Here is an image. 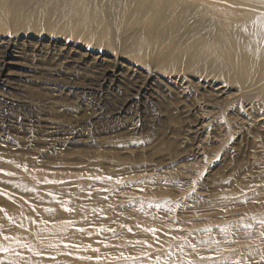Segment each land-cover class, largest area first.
<instances>
[{"label": "rangeland", "instance_id": "obj_1", "mask_svg": "<svg viewBox=\"0 0 264 264\" xmlns=\"http://www.w3.org/2000/svg\"><path fill=\"white\" fill-rule=\"evenodd\" d=\"M61 1L0 0V264H264V71L193 59L228 5Z\"/></svg>", "mask_w": 264, "mask_h": 264}, {"label": "bare ground", "instance_id": "obj_2", "mask_svg": "<svg viewBox=\"0 0 264 264\" xmlns=\"http://www.w3.org/2000/svg\"><path fill=\"white\" fill-rule=\"evenodd\" d=\"M53 1L54 6L58 8L62 6L61 0ZM75 1L82 6L83 4H86L80 2V0ZM97 1L98 0L94 3L95 5H91V9L89 7L84 8L89 9L90 13H93L95 7L96 9L98 8ZM118 1L119 0H106V4L104 5L105 7L107 6V9L109 6L112 8L119 7ZM217 1L225 2L229 7V9H227L228 15L220 20H217L214 26L216 32L213 37L209 38V42H211L213 49L217 51L219 55L212 53L210 55L209 51H207L206 45L208 44L206 43L199 46V51L198 53H195L193 59L201 66L206 64L209 59L212 63H216L221 60L226 61L229 64V67L222 70V73L233 74L229 78L231 82L243 87H253L256 84H260L264 71V0ZM163 6L166 8V13L170 14L173 18L174 29L179 28L182 25V22L190 20L194 15L193 8L186 5V1H182L181 3V1L178 0H164ZM147 10L148 9L145 4L143 11L146 12ZM154 13L156 12L154 11ZM153 16H155V14ZM204 20L205 21L196 23L193 26V30L201 31L205 29L208 26L207 15L204 17ZM164 35V38H166V33ZM194 38L196 39V36ZM175 43L176 42L173 44ZM242 77L243 79H246V81L240 80ZM259 88L261 89V86ZM258 98H264V91L260 92ZM47 201H49L48 198ZM18 207L19 213L12 210V212L7 215L10 220L20 224L23 222H29L31 224L30 212L20 206V204ZM30 224L28 226H30Z\"/></svg>", "mask_w": 264, "mask_h": 264}]
</instances>
